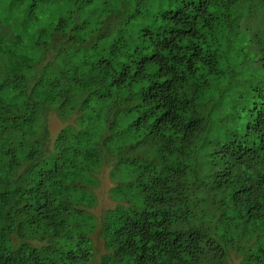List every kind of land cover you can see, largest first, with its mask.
I'll return each instance as SVG.
<instances>
[{
    "label": "trees",
    "instance_id": "trees-1",
    "mask_svg": "<svg viewBox=\"0 0 264 264\" xmlns=\"http://www.w3.org/2000/svg\"><path fill=\"white\" fill-rule=\"evenodd\" d=\"M179 1L0 0V264H264V0L153 46ZM110 159L151 205L99 247L74 201Z\"/></svg>",
    "mask_w": 264,
    "mask_h": 264
},
{
    "label": "clouds",
    "instance_id": "clouds-1",
    "mask_svg": "<svg viewBox=\"0 0 264 264\" xmlns=\"http://www.w3.org/2000/svg\"><path fill=\"white\" fill-rule=\"evenodd\" d=\"M243 1L244 0H210L208 6L202 9L201 0H180L173 8L168 9L165 12L158 32H151L154 39L152 45L161 46L163 44L170 45L175 43L173 40H175L174 37L177 32H171V25L175 20H180L183 24H186V26L188 25L189 32L186 31L188 34L191 33V31L193 33L199 31L200 34H203L211 28H213V31L219 23L220 16L223 15L224 10L233 5H235L236 8H239L238 6H240ZM78 19L85 18L78 17ZM218 98L221 97L218 96ZM214 100L216 102L221 99ZM162 127H165V125H162ZM48 128L55 134L58 124L53 123L52 125H48ZM114 166L113 159H110V162L97 164L95 170L92 171L93 178L91 177L88 182L90 195L82 198V200L91 198V202L74 201V203L77 202L78 208L80 209L79 212L83 218L78 225L83 226L85 222V224L91 229L94 227V231L92 233L90 232V234L94 240V244L99 247H101V240L104 238L100 226L106 224V222L111 219V215H119L123 223L126 224L130 223L129 219H131L128 213H134L141 207L146 209L151 205L147 201L144 205H142L140 200H134L131 202L130 198L122 197L119 194L121 180H111V177L113 176L111 173H113ZM146 167L147 165L146 160H144V155H140L139 168L145 170ZM161 171L162 167H159L158 172ZM113 191L115 196H113ZM117 201L121 203L122 206L119 207L122 210L124 209L126 213L121 214L116 210L114 204ZM58 215L60 216L59 213Z\"/></svg>",
    "mask_w": 264,
    "mask_h": 264
}]
</instances>
